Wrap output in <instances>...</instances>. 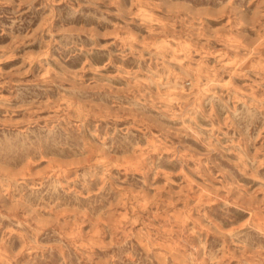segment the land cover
Masks as SVG:
<instances>
[{
	"label": "rangeland",
	"instance_id": "1",
	"mask_svg": "<svg viewBox=\"0 0 264 264\" xmlns=\"http://www.w3.org/2000/svg\"><path fill=\"white\" fill-rule=\"evenodd\" d=\"M0 264H264V0H0Z\"/></svg>",
	"mask_w": 264,
	"mask_h": 264
}]
</instances>
